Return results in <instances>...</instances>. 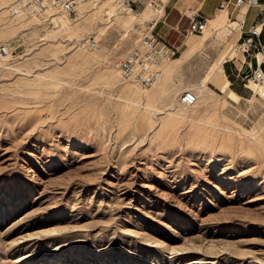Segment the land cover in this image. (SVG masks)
<instances>
[{"label":"rangeland","instance_id":"rangeland-1","mask_svg":"<svg viewBox=\"0 0 264 264\" xmlns=\"http://www.w3.org/2000/svg\"><path fill=\"white\" fill-rule=\"evenodd\" d=\"M11 2L0 0L12 50L0 56V264H264V92L224 72L256 69L227 12L184 29L177 57L138 89L116 66L149 7L138 18L88 2L56 28L11 15Z\"/></svg>","mask_w":264,"mask_h":264},{"label":"built area","instance_id":"built-area-1","mask_svg":"<svg viewBox=\"0 0 264 264\" xmlns=\"http://www.w3.org/2000/svg\"><path fill=\"white\" fill-rule=\"evenodd\" d=\"M98 0H12L9 7L11 15L24 12L39 18L42 22L54 26V15L68 18L75 16L78 7L84 2H95ZM121 11L134 13L138 8L149 7L154 13L153 18L147 21L142 38L121 60L117 63L118 77L122 82H127L138 89L151 87L161 75V67L177 57L179 47L175 43L155 34L154 29L163 16L162 2L160 0H116ZM230 0L219 4L220 9L228 7ZM235 7L255 6L257 7L258 22L243 32L238 41V49L245 56L260 54V63L256 69H251L244 75L254 80L262 78L264 71V0H232ZM54 13V15H50ZM188 23L185 27L187 34H201L207 26V18L200 12L194 11L186 15ZM95 47V46H94ZM12 54V50L6 45H0V56ZM245 64V63H244ZM261 67V68H260ZM197 94L193 90H184L180 94V103L184 106H192L197 101Z\"/></svg>","mask_w":264,"mask_h":264},{"label":"crops","instance_id":"crops-1","mask_svg":"<svg viewBox=\"0 0 264 264\" xmlns=\"http://www.w3.org/2000/svg\"><path fill=\"white\" fill-rule=\"evenodd\" d=\"M160 1L162 2V6H163L162 7L163 16L156 24L154 32L159 37L171 43H178L182 40L181 38L183 36L184 29L188 23V18L186 15H188L190 12H194V11L200 12L201 14L205 15L208 19V17H211L212 12L215 13L217 11L220 10L223 11L225 9L224 11L227 12L228 18L230 20H234L233 22L238 24L239 32L235 34L236 43H238L240 36L243 32L248 30L253 24L259 21L256 16L257 7L250 6L241 9L242 6L241 7L233 6V4L231 3L232 0H230L228 7L224 9H220L219 4L227 0H167V1L160 0ZM178 39L180 40L178 41ZM257 61H259V59L257 57V54H255L254 62L256 64V68L258 64ZM225 63L226 62H224L223 64V69L228 78L232 76L239 77L242 75L243 73L242 70H239L236 67L234 70ZM245 66L246 64L244 65V67ZM234 71L236 74H234Z\"/></svg>","mask_w":264,"mask_h":264},{"label":"bare ground","instance_id":"bare-ground-1","mask_svg":"<svg viewBox=\"0 0 264 264\" xmlns=\"http://www.w3.org/2000/svg\"><path fill=\"white\" fill-rule=\"evenodd\" d=\"M12 3V2H11ZM86 3H88V2H84V3H82V4H80L79 5V7H78V10H80L81 9V7L83 6V5H85ZM245 6V5H244ZM246 7V6H245ZM147 8V7H146ZM146 8H144L143 10H141L139 13H125V12H123V11H121L120 10V8L118 7V5H117V9H118V12H120V13H124V14H128V15H135V16H138V18H140V17H143L144 15H146ZM191 13V12H190ZM226 14V11H222L217 17H224V15ZM50 15H54V13H52V14H50ZM226 16V15H225ZM53 17V21H54V23L56 22L57 23V27L56 28H58V27H64V26H68V25H70L71 24V21H69L67 18L68 17H65V16H61V15H54V16H52ZM58 19L57 21L55 20V19ZM226 19H227V17H226ZM208 23H211V20H208ZM205 31V30H204ZM203 31V32H204ZM236 31H238V29L236 30ZM202 32V33H203ZM257 54V53H256ZM11 56V54L10 55H7V56H1V58L2 59H6V58H8V57H10ZM257 57H258V59H259V61L261 60L260 59V54H257ZM175 59V58H174ZM173 59V60H174ZM173 60H171V61H173ZM171 61H169V62H171ZM169 62H167V63H169ZM167 63H164L163 65H162V67L164 66V65H166ZM257 66H258V64H257ZM162 67H161V69H162ZM261 68V67H260ZM251 69H253V67H250V70ZM255 69V68H254ZM252 84H254V86H259L260 84V86H259V92H264V74L262 75V78L261 79H259V80H256L255 82H252ZM201 87L203 86L202 84L200 85ZM195 104V103H194Z\"/></svg>","mask_w":264,"mask_h":264}]
</instances>
